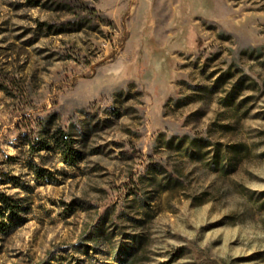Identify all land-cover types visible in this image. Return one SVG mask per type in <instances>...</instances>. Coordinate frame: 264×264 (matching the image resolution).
I'll list each match as a JSON object with an SVG mask.
<instances>
[{
  "label": "rangeland",
  "instance_id": "1",
  "mask_svg": "<svg viewBox=\"0 0 264 264\" xmlns=\"http://www.w3.org/2000/svg\"><path fill=\"white\" fill-rule=\"evenodd\" d=\"M0 193V264H264V0H0Z\"/></svg>",
  "mask_w": 264,
  "mask_h": 264
},
{
  "label": "trees",
  "instance_id": "2",
  "mask_svg": "<svg viewBox=\"0 0 264 264\" xmlns=\"http://www.w3.org/2000/svg\"><path fill=\"white\" fill-rule=\"evenodd\" d=\"M53 141L56 147L59 150L60 155L65 161H72V159L76 158L77 150L75 148V140L71 134H68L61 129H56L52 133ZM44 142L39 144L37 148L34 149V152H39L44 146ZM73 164L75 162H72ZM0 207L7 210L11 216H18L17 212L20 211L18 204L13 201L9 196L4 193H0Z\"/></svg>",
  "mask_w": 264,
  "mask_h": 264
}]
</instances>
